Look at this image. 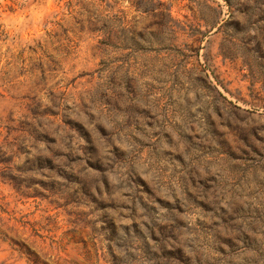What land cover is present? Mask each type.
<instances>
[{
    "label": "rangeland",
    "instance_id": "rangeland-1",
    "mask_svg": "<svg viewBox=\"0 0 264 264\" xmlns=\"http://www.w3.org/2000/svg\"><path fill=\"white\" fill-rule=\"evenodd\" d=\"M264 264V0H0V264Z\"/></svg>",
    "mask_w": 264,
    "mask_h": 264
},
{
    "label": "trees",
    "instance_id": "trees-1",
    "mask_svg": "<svg viewBox=\"0 0 264 264\" xmlns=\"http://www.w3.org/2000/svg\"><path fill=\"white\" fill-rule=\"evenodd\" d=\"M28 253V252H27ZM28 256L30 257V261L33 263V264H43L42 262H40L38 260V258L32 254V253H28Z\"/></svg>",
    "mask_w": 264,
    "mask_h": 264
}]
</instances>
